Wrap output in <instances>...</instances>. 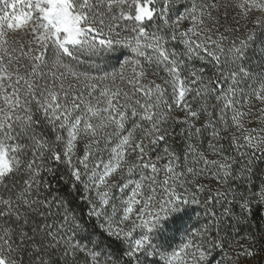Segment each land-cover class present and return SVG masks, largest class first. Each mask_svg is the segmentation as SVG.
I'll use <instances>...</instances> for the list:
<instances>
[{
    "label": "snow or ice",
    "instance_id": "obj_1",
    "mask_svg": "<svg viewBox=\"0 0 264 264\" xmlns=\"http://www.w3.org/2000/svg\"><path fill=\"white\" fill-rule=\"evenodd\" d=\"M0 264H264V0H0Z\"/></svg>",
    "mask_w": 264,
    "mask_h": 264
},
{
    "label": "trees",
    "instance_id": "obj_2",
    "mask_svg": "<svg viewBox=\"0 0 264 264\" xmlns=\"http://www.w3.org/2000/svg\"><path fill=\"white\" fill-rule=\"evenodd\" d=\"M199 209L195 205L185 206L182 214H180L179 220H174L169 226L170 231L168 235L170 239L168 243L172 247H178L185 239L189 231H191L193 225L196 222V217Z\"/></svg>",
    "mask_w": 264,
    "mask_h": 264
}]
</instances>
